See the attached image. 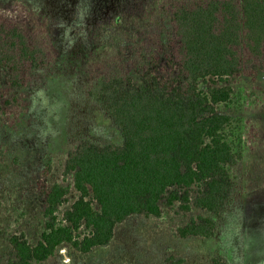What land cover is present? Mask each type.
<instances>
[{"label": "trees", "instance_id": "16d2710c", "mask_svg": "<svg viewBox=\"0 0 264 264\" xmlns=\"http://www.w3.org/2000/svg\"><path fill=\"white\" fill-rule=\"evenodd\" d=\"M60 2L48 3L43 12L19 3L0 6V69L8 73L0 114L16 99L6 97L11 89L23 88L32 72L50 65L70 39L64 34L88 42L87 34L99 31L89 26L92 17L97 24L119 11L114 26L129 25L130 42L107 49L93 66L89 95L123 141L80 138L63 164V177L70 175L73 184L48 185L43 177L52 170V155L44 156L37 180L44 231L36 244L24 233L11 235L13 257L6 264H43L63 244L81 253L105 246L129 216L159 218L161 201L190 214L177 228L181 238L215 236L217 219L195 215L192 207L220 217L233 202L239 182L234 167L243 156L242 118L217 111V105L234 101L233 88L218 82L264 70V0H118L100 6L86 1L76 7ZM205 81L211 85L202 88ZM72 187L77 196L63 208ZM170 261L193 264L184 257ZM210 264L229 262L216 256Z\"/></svg>", "mask_w": 264, "mask_h": 264}, {"label": "rangeland", "instance_id": "374dc122", "mask_svg": "<svg viewBox=\"0 0 264 264\" xmlns=\"http://www.w3.org/2000/svg\"><path fill=\"white\" fill-rule=\"evenodd\" d=\"M52 1H66L76 7L86 1L100 6L118 0ZM52 1L0 0V6L19 8V3L30 11L43 12ZM56 5L50 8L54 10ZM120 15L118 11L113 16L119 19ZM113 16L97 24L93 23L95 15L92 17L89 26L99 31L95 37L87 34L88 42L87 38L64 34L70 39L63 48H56L50 65L32 72L23 88L11 89L6 95L16 99L7 105L6 115L0 114V264L13 257L11 235L24 233L31 244H36L44 231V196L37 180L42 178L46 154L52 155V170L43 177L44 181L48 185H66L73 184V179L70 175L63 177V164L80 138L122 144L119 129L89 95L93 66L107 49L124 48L126 39H131L129 25L114 26ZM57 22L62 26L61 21ZM98 73L95 70L93 75ZM7 78L8 73L0 69V93ZM210 85L206 81L201 83L202 88ZM218 85H229L234 90V101L217 105V111L241 116L243 156L234 167L239 182L227 211L216 217L192 207L195 215L217 219V234L181 238L177 228L190 214L177 204L168 207L161 201L159 218L131 215L116 226L109 244L96 246L87 253L63 244L43 264H170L173 256L184 257L193 264H210L216 256L226 258L229 264H264V70H258L254 77L245 73L228 77ZM76 196L72 187L69 202L63 208L69 207Z\"/></svg>", "mask_w": 264, "mask_h": 264}]
</instances>
